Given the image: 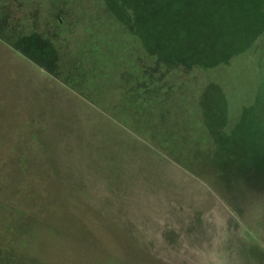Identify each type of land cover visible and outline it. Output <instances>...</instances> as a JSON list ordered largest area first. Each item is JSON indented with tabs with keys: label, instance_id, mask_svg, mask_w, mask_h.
Wrapping results in <instances>:
<instances>
[{
	"label": "rangeland",
	"instance_id": "rangeland-1",
	"mask_svg": "<svg viewBox=\"0 0 264 264\" xmlns=\"http://www.w3.org/2000/svg\"><path fill=\"white\" fill-rule=\"evenodd\" d=\"M184 2L0 0V264H264V155L232 133L264 97V0L229 63L176 38Z\"/></svg>",
	"mask_w": 264,
	"mask_h": 264
},
{
	"label": "trees",
	"instance_id": "trees-1",
	"mask_svg": "<svg viewBox=\"0 0 264 264\" xmlns=\"http://www.w3.org/2000/svg\"><path fill=\"white\" fill-rule=\"evenodd\" d=\"M183 1L184 0H181V3ZM181 3L179 5H176L177 7H171V11L183 13L184 19H186L184 21L182 29L180 28L179 30H177V33L175 34L176 38H180L182 40L183 38H188V36H191L190 29H192V36L203 39L198 43L200 47L205 49L210 45V51L208 52H210V57H212V59H215L216 57L218 59L222 58L225 62L229 63V60L231 58L239 54H248L247 42H250V40H253L255 42L253 37H258V34H260V31H258V34L255 33V31L253 32L254 35L252 34V38H250L249 40L247 38L252 28L251 24L246 23V13L244 12V10L248 9L251 6L250 0H246V4H243V0H186V4L185 2L182 4L184 5L183 9L181 8L182 6H180ZM221 3L224 4V19L222 18L218 22H213L211 18V6L214 4L213 7H216ZM178 6L180 8H178ZM106 15L107 12L103 11L101 18L104 20V22H109L110 19ZM194 16L197 17L196 21H198L199 23L201 21L203 22V24L206 23L207 27H201V25L197 24L198 22L194 23V25H191L193 18H195ZM174 18H176V21L178 20L177 15H175ZM221 23H224L225 25L217 26V24ZM147 29L148 25L146 27V33H144V36L146 34V36H148L149 38L151 36V33L153 35L155 28L151 26L149 30ZM159 30L161 29L159 28ZM161 32L164 35V31L161 30ZM172 34L173 33H170V36ZM93 36L94 35H91V39H93ZM132 46L135 47L136 43ZM119 47L126 49V46H124L122 43H120ZM129 47H131V45ZM82 53H84V55H86L88 58L89 56H91V58L97 57L96 51L91 53L84 51ZM257 54L261 58H264L262 50ZM259 65L264 66V63L260 62ZM210 90L212 91L210 93L211 98L213 96L212 100H215V102L224 101L225 95L220 88L215 87V85L212 84ZM243 119V123H240L238 128L232 132L234 135H238L237 133L240 134L238 135V137L240 138V145L242 148H240V150H237L236 152H240L241 155H244L245 153L248 158L256 156L258 154L264 155V97H257L253 105L248 109H245ZM219 130H221L220 126L218 127L217 132L222 133V131ZM225 148L230 149L227 146Z\"/></svg>",
	"mask_w": 264,
	"mask_h": 264
}]
</instances>
